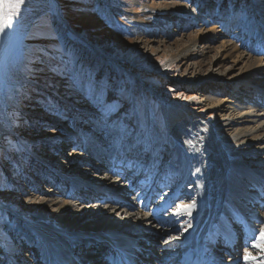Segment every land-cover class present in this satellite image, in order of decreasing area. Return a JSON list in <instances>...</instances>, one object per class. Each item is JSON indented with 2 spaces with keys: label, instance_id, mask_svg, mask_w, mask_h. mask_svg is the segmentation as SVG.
<instances>
[{
  "label": "rangeland",
  "instance_id": "1",
  "mask_svg": "<svg viewBox=\"0 0 264 264\" xmlns=\"http://www.w3.org/2000/svg\"><path fill=\"white\" fill-rule=\"evenodd\" d=\"M66 47L77 55L68 63ZM258 95L263 103L264 0H25L0 34V264H107L118 250L126 264H176L208 210L244 206L250 187L251 203L263 201ZM115 155L133 158L129 180L101 164ZM149 165L150 178L178 171L187 201L178 183L101 203ZM77 206L96 219L56 222ZM256 220L252 245L264 244V207ZM261 262L264 248L251 246L223 264Z\"/></svg>",
  "mask_w": 264,
  "mask_h": 264
},
{
  "label": "snow or ice",
  "instance_id": "2",
  "mask_svg": "<svg viewBox=\"0 0 264 264\" xmlns=\"http://www.w3.org/2000/svg\"><path fill=\"white\" fill-rule=\"evenodd\" d=\"M25 0H0V34H4L6 29L13 27L14 20L19 16L22 6L24 5ZM7 5V13H5V6ZM103 113L102 119L107 117L108 112L101 108ZM122 136L127 135L126 129H121ZM193 205H181L180 208L184 211L191 214V208ZM176 214H180L178 211ZM187 231V229H185ZM259 240L264 241V228L260 230ZM252 247L254 248H264V244L253 243ZM245 259L255 260V257H252L251 254L245 256ZM264 264V262H261Z\"/></svg>",
  "mask_w": 264,
  "mask_h": 264
},
{
  "label": "bare ground",
  "instance_id": "3",
  "mask_svg": "<svg viewBox=\"0 0 264 264\" xmlns=\"http://www.w3.org/2000/svg\"><path fill=\"white\" fill-rule=\"evenodd\" d=\"M189 48H190V46H189ZM189 48L187 49V51L183 52V54H180L179 57H183V56H185V55L187 54ZM220 76H221V75H220ZM217 77H218V74H217ZM259 91H260V90H259ZM263 99H264V98H263ZM263 103H264V100H263ZM179 112H180V111H179ZM170 115L172 116V118H174V114H173V113H171ZM179 115H180V114H177V115H176V118H178ZM169 119H170V118H169ZM169 125H170V124H169ZM173 180H177V178H173ZM260 182H261V184L258 183V185H262L263 180H261ZM255 186H256V185H255ZM208 189H210L209 186L206 187V192L208 191ZM85 192H86V190L84 189V190H81L80 192H78V194L82 195V194H84ZM107 193H108V192H107ZM216 198H219V196H217ZM205 200H206V199H205ZM217 201H219V200H217ZM43 202H44V201L42 200V203H43ZM236 202H237V200L234 202L235 204L233 203V205H230V206H229V209H233V208L235 207V205H236ZM75 206H76V205H75ZM235 208H237V207H235ZM77 209H78L79 211H78L77 213H75L76 215L74 214V215H75V218H72L74 215H73L71 218L68 217V218H66V219H62V218L58 217V218H57V221H56V220H55V221H56V222H61V221H63V222H68V223H70V224H72V223L74 224L75 222H78V221H80L81 219H85V218H86V219H87V218L91 219L90 221H92V220L94 221V220L96 219V218H95L96 213H91V212H89V211H87V210L84 211L83 208H78V206H77ZM69 210H70V211H75L73 207H72V209L70 208ZM210 210H211V209H210ZM213 210H215V209H213ZM109 211H110V210H109ZM113 211H114V210H113ZM86 212H88L90 215H89L88 213L85 215ZM214 212H215L214 215H216V210H215ZM73 213H74V212H73ZM106 213H107V212H106ZM103 214H104V213H103ZM97 218H98V217H97ZM213 218H215V217H213ZM89 219H88V221H89ZM61 223H62V222H61ZM206 227L209 228V230H210V229L212 228V225L209 226V227H208V225H207ZM74 229H76V227H74ZM192 235H193V234H192ZM190 238H191V236H190ZM192 239H193V238H192ZM190 240H191V239H190ZM78 242H79V243H82L80 240H77V242L74 244V245H75V250H80V248H79L80 245H79ZM191 242H192V240H191ZM76 244H78L77 247H76ZM84 244H86V243H84ZM86 245H88V244H86ZM203 255H204V256L207 255V254H206V251L203 252ZM204 256H203V257H204ZM71 261H72V260H71ZM203 262H204L205 264H218L216 261H214V260H210V259H209V260H204ZM66 264H75V263H74V262L72 263V262H69V261H68V262H66Z\"/></svg>",
  "mask_w": 264,
  "mask_h": 264
},
{
  "label": "trees",
  "instance_id": "4",
  "mask_svg": "<svg viewBox=\"0 0 264 264\" xmlns=\"http://www.w3.org/2000/svg\"><path fill=\"white\" fill-rule=\"evenodd\" d=\"M20 38H21V36H19V37L17 38V40H16V42H15L16 45L13 44L15 47H17V45L21 43V40H22V39L20 40ZM69 44H70V42L67 41V45H69ZM19 46H20V45H19ZM66 52H68V54H65V56H66L67 58H66L65 56L62 57L63 61L66 62V63H68L69 57H77V55H75V54L73 53V51H72L71 49H69L68 47H66ZM70 53H71V54H70ZM69 63H72V62H69ZM75 63L78 64V61H76ZM84 73L87 75L88 70L85 69V70H84ZM8 113H10V112L7 110V112H6L5 114H6L7 117H10ZM13 114H15V113H13ZM5 141L8 142V138H7V137L0 138V154H1L2 150H3V146L5 145V144H4Z\"/></svg>",
  "mask_w": 264,
  "mask_h": 264
}]
</instances>
